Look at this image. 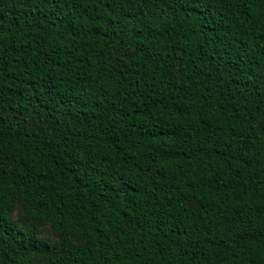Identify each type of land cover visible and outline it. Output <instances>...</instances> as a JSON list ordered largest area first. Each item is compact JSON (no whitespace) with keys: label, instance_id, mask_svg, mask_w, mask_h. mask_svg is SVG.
Segmentation results:
<instances>
[{"label":"trees","instance_id":"1","mask_svg":"<svg viewBox=\"0 0 264 264\" xmlns=\"http://www.w3.org/2000/svg\"><path fill=\"white\" fill-rule=\"evenodd\" d=\"M0 264H264V0H0Z\"/></svg>","mask_w":264,"mask_h":264},{"label":"rangeland","instance_id":"2","mask_svg":"<svg viewBox=\"0 0 264 264\" xmlns=\"http://www.w3.org/2000/svg\"><path fill=\"white\" fill-rule=\"evenodd\" d=\"M15 215H17V211ZM42 235L52 239L53 241L59 240V236L55 233L53 227L49 223L42 224Z\"/></svg>","mask_w":264,"mask_h":264}]
</instances>
